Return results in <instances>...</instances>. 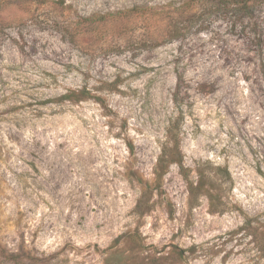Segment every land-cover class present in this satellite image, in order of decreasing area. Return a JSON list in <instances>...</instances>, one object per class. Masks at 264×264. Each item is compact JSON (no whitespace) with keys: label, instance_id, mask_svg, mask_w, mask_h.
<instances>
[{"label":"rangeland","instance_id":"1","mask_svg":"<svg viewBox=\"0 0 264 264\" xmlns=\"http://www.w3.org/2000/svg\"><path fill=\"white\" fill-rule=\"evenodd\" d=\"M187 1L0 0V264H264V32Z\"/></svg>","mask_w":264,"mask_h":264},{"label":"trees","instance_id":"2","mask_svg":"<svg viewBox=\"0 0 264 264\" xmlns=\"http://www.w3.org/2000/svg\"><path fill=\"white\" fill-rule=\"evenodd\" d=\"M191 6V12L180 20H173L163 32L164 37L176 38L183 32L190 29L194 25H200L204 29L203 23L211 21L215 18L231 22L232 26H237L240 20H247L250 25V31L257 36H262L264 32V20L259 18V13L264 10V0H188ZM158 30H160L158 28ZM261 45L263 41L260 39ZM264 76V71H263ZM182 76L177 75V87L174 93V100L178 101L181 91ZM82 99L88 97V92H79ZM71 95L64 97L70 99ZM172 148H164L158 158L155 179L156 186L166 173V168L170 163H176L184 180L187 183L190 200L196 201L200 196H206L209 201V208L212 212L222 213L228 209L225 202V196L221 194L220 183L221 178L215 175L205 174L202 170L196 169L197 180L191 178V169L184 164L183 158H177L180 150V143L173 140ZM228 179H232L231 173L227 167L221 168ZM226 179V178H225ZM250 224L249 221L245 222ZM255 248L258 255L264 258V239L255 238Z\"/></svg>","mask_w":264,"mask_h":264}]
</instances>
